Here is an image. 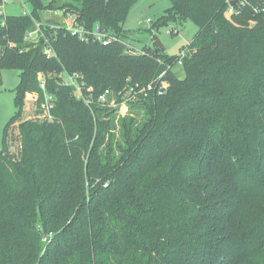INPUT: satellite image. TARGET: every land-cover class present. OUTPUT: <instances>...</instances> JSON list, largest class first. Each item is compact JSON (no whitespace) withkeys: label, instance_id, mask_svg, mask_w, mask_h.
<instances>
[{"label":"trees","instance_id":"trees-1","mask_svg":"<svg viewBox=\"0 0 264 264\" xmlns=\"http://www.w3.org/2000/svg\"><path fill=\"white\" fill-rule=\"evenodd\" d=\"M26 1L28 14H0V71H19L0 148V264H264V0H169L152 27H198L183 76L167 68L179 54L125 42L136 0ZM57 9L86 40L41 21ZM62 73L92 87L88 103ZM151 81L165 91L138 96L143 115L122 117L117 139V93ZM106 90L116 105L98 100Z\"/></svg>","mask_w":264,"mask_h":264},{"label":"rangeland","instance_id":"rangeland-1","mask_svg":"<svg viewBox=\"0 0 264 264\" xmlns=\"http://www.w3.org/2000/svg\"><path fill=\"white\" fill-rule=\"evenodd\" d=\"M48 3L50 0H41ZM170 6L169 0H136L130 7L126 19L123 23L124 40L135 50H140L143 46H153L155 41H159L163 46L162 51L168 55L179 54L183 47L188 44L196 34L198 27L191 20L183 22H169L166 26L156 30L152 25L163 14L164 10ZM31 9V5L26 0H7L3 7L5 15H18L22 11ZM42 22H58L69 26L72 22V16L64 14L62 9L42 10L39 13ZM148 19L150 21H148ZM35 34H32L33 38ZM155 37V38H153ZM171 71L176 75L183 76V69L180 66L173 65ZM19 80V71L16 69H2L0 71V148L3 138V131L11 115L15 112L14 91ZM116 95L112 93L107 101L110 105H116ZM24 104L25 113L31 116L35 106L33 94L26 95ZM133 101V102H132ZM143 115L142 108L138 107L135 100L123 102L119 105L116 112V133L117 139H120L118 121L124 116H132L140 119Z\"/></svg>","mask_w":264,"mask_h":264},{"label":"built area","instance_id":"built-area-1","mask_svg":"<svg viewBox=\"0 0 264 264\" xmlns=\"http://www.w3.org/2000/svg\"><path fill=\"white\" fill-rule=\"evenodd\" d=\"M228 3L230 1L233 0H226ZM7 3V0H0V14H4L3 13V7L4 5ZM232 11V6H230L229 12ZM29 11L27 9H25V11H22V14H28ZM148 21H150L148 19ZM67 29L74 35H77L81 40H86L87 39V31L80 25H75L74 24V20L72 19L71 24H69V26H67ZM98 27L91 33L96 39L101 40L104 44L107 43L106 40H102V35L97 31ZM35 33V32H34ZM33 33H30L29 35L32 36ZM184 50H182L179 53L178 58L176 59L174 65L176 64V66H182L181 63V57L184 56ZM44 53L49 57L52 54V51L49 47H46L44 49ZM168 69H171V66L167 67ZM166 72V70H164L158 77L157 80H161L163 74ZM63 80L62 82L64 84H71L75 87L76 90V94L77 97L82 99L85 103H88L89 101V97L90 94L87 96H85L82 92V87L84 86L86 91L91 92L92 91V87L91 86H86V84L84 82H77L76 81V77L78 76L77 74H73V75H67V74H61ZM40 87L44 90L43 93V101L40 103V109H41V115L48 118L49 120L53 119L52 115H51V109L53 108V97L48 94L45 91V84L44 81L40 82ZM165 86L164 85H160V83L158 82H154L151 81L150 83H147L145 85H140L138 83L134 84V85H128L127 87H125V89L121 92H118L117 94L120 96L121 98V103L126 102V101H130V100H135L138 98V96L140 95H145L147 94L148 91H155L158 94H162L165 91ZM111 93L106 90L104 93L100 94L98 97V100L100 102H102L103 104L107 103V98L108 95H110ZM109 104V103H107Z\"/></svg>","mask_w":264,"mask_h":264},{"label":"water","instance_id":"water-1","mask_svg":"<svg viewBox=\"0 0 264 264\" xmlns=\"http://www.w3.org/2000/svg\"><path fill=\"white\" fill-rule=\"evenodd\" d=\"M235 1H232L231 4H233ZM155 45L159 47L160 49H163V46L160 44L159 41H155Z\"/></svg>","mask_w":264,"mask_h":264}]
</instances>
